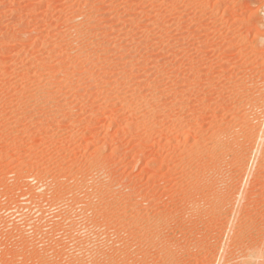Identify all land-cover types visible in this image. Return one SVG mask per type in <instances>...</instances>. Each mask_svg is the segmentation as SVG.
<instances>
[{"label": "rangeland", "instance_id": "374dc122", "mask_svg": "<svg viewBox=\"0 0 264 264\" xmlns=\"http://www.w3.org/2000/svg\"><path fill=\"white\" fill-rule=\"evenodd\" d=\"M260 136L264 0H0V264H264Z\"/></svg>", "mask_w": 264, "mask_h": 264}, {"label": "bare ground", "instance_id": "6f19581e", "mask_svg": "<svg viewBox=\"0 0 264 264\" xmlns=\"http://www.w3.org/2000/svg\"><path fill=\"white\" fill-rule=\"evenodd\" d=\"M257 143L258 144H256V145H261L262 143H264V137L262 136H260L258 139H257ZM245 254H246V252H245ZM237 257V256H236Z\"/></svg>", "mask_w": 264, "mask_h": 264}]
</instances>
